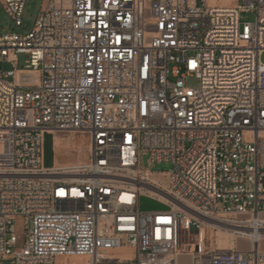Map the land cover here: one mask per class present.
Returning <instances> with one entry per match:
<instances>
[{
  "label": "built area",
  "instance_id": "2783aa9c",
  "mask_svg": "<svg viewBox=\"0 0 264 264\" xmlns=\"http://www.w3.org/2000/svg\"><path fill=\"white\" fill-rule=\"evenodd\" d=\"M25 2L0 0L18 27ZM263 53L264 0H45L0 34V264H177L182 240L193 264H264ZM46 132L88 134L89 159L44 167Z\"/></svg>",
  "mask_w": 264,
  "mask_h": 264
},
{
  "label": "rangeland",
  "instance_id": "374dc122",
  "mask_svg": "<svg viewBox=\"0 0 264 264\" xmlns=\"http://www.w3.org/2000/svg\"><path fill=\"white\" fill-rule=\"evenodd\" d=\"M44 1L45 0H26L22 16V27H18L13 23L11 18L8 16L5 8L0 3V34L7 33L10 31H15L18 33H26L28 31H31L34 27L35 20L40 9L43 6ZM242 17L243 20L253 19L252 14H243ZM26 60V56L24 54H21L19 56L18 67H25ZM261 60L264 62V53L261 56ZM10 69H13V65L4 59H1L0 56V71H6ZM9 79L12 80V78ZM187 83L189 85L195 86L198 84V81L193 77H189ZM56 135H58L59 137L61 136V139H74L70 144L65 142V140H61L58 143L55 137V133L46 132L44 135V167H53L57 164V161L61 163H72L76 162L79 158H81V160L77 163L79 164L89 159V148L87 147H89L90 137L88 134L61 132L56 133ZM144 167L152 172L150 174L151 178H156L158 182L165 184L166 180L162 176V173L169 172L173 168V164L171 162H160L155 163L154 165H149L148 162L145 161ZM139 206L141 210H166L169 208V206L163 203L160 198L149 193H144L140 196ZM248 216L249 214L239 215L240 218H246ZM18 222L16 224H18ZM194 239L196 240V236H194ZM184 242V240L181 241L180 249L182 253L179 255L177 263L192 264V256L184 252L186 248ZM236 247L240 251H249L252 249L253 245L249 239L241 237L237 239ZM260 250L264 251V238L261 241ZM63 261L64 262L62 264H86L84 257L64 259ZM4 263L10 264L11 261L7 260L4 261Z\"/></svg>",
  "mask_w": 264,
  "mask_h": 264
},
{
  "label": "bare ground",
  "instance_id": "6f19581e",
  "mask_svg": "<svg viewBox=\"0 0 264 264\" xmlns=\"http://www.w3.org/2000/svg\"><path fill=\"white\" fill-rule=\"evenodd\" d=\"M30 75L32 77H34V73L33 72H30ZM18 76H20V73L18 74ZM56 140L59 143L62 139L59 136H57L56 137ZM70 140L72 141L73 138H71ZM76 164L77 163H61V162L57 161L56 166H62V167L64 166V167H67V166H72V165H76ZM152 179L154 181L157 180L156 178H152ZM232 237H233V233H231V232H223V233H220V236L218 238V244H219L220 248H225V249L231 248L232 247Z\"/></svg>",
  "mask_w": 264,
  "mask_h": 264
},
{
  "label": "crops",
  "instance_id": "0c3cea01",
  "mask_svg": "<svg viewBox=\"0 0 264 264\" xmlns=\"http://www.w3.org/2000/svg\"><path fill=\"white\" fill-rule=\"evenodd\" d=\"M58 135H56V133H55V137H57ZM61 137V136H60ZM74 139V138H73ZM62 140H65V142H67L68 144H70L72 141L70 140V139H65V138H63ZM81 160V158H79L76 162H72V163H78L79 161ZM142 194H144V193H142ZM141 194V195H142ZM140 195V196H141ZM150 210H154V209H150ZM236 242H237V240H236ZM236 242H235V244H236ZM179 257V256H178ZM70 258H80V257H75V256H65V257H59L58 259H57V264H62L64 261V259H70ZM85 262H86V264H90L89 263V260L88 259H86L85 258ZM178 264V263H177ZM192 264H193V262H192Z\"/></svg>",
  "mask_w": 264,
  "mask_h": 264
}]
</instances>
